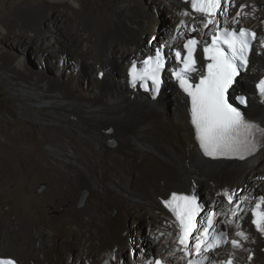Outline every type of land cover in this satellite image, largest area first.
Here are the masks:
<instances>
[{"label":"bare ground","instance_id":"obj_1","mask_svg":"<svg viewBox=\"0 0 264 264\" xmlns=\"http://www.w3.org/2000/svg\"><path fill=\"white\" fill-rule=\"evenodd\" d=\"M140 1L0 0L11 9L0 12V84L22 114L35 122L43 111L49 122L42 138L46 168L36 164L33 145L0 132V252L15 256L0 254L19 264H147L152 255L137 239L139 222L168 258L163 257L185 264L190 255L181 250L178 224L163 201L174 192L203 189L205 196L198 195L209 211L204 209L198 219L209 214L208 203L217 206V224L247 233L243 248L233 249L237 264H264V236L250 223L249 209L232 216L237 204L244 209L259 194L256 190H264V147L245 159L205 156L191 123L189 99L172 77L166 78L170 72L163 87L172 100L164 99L166 90L153 98L130 88L128 80L129 66L153 54H146L151 45L182 47L192 27L203 38L222 22L237 26L241 6L238 26L257 29L264 40V0H232L235 6L217 13V24L207 29L185 0ZM159 8L171 19L166 32L156 20ZM184 11L190 15L182 16ZM3 48L14 53L6 56ZM30 49L46 58V71L53 67L57 76L45 77L23 65L22 55ZM55 58L66 65L53 64ZM252 59L236 86L242 81V86L255 85L264 75V49L257 46ZM234 97L235 91L229 100ZM249 108V116L264 125V102L256 89ZM8 116L0 113L6 122ZM110 139L117 145L106 155ZM219 256H230V248Z\"/></svg>","mask_w":264,"mask_h":264},{"label":"snow or ice","instance_id":"obj_2","mask_svg":"<svg viewBox=\"0 0 264 264\" xmlns=\"http://www.w3.org/2000/svg\"><path fill=\"white\" fill-rule=\"evenodd\" d=\"M190 4L191 10L200 14L203 21V28L209 25H216L217 13L223 14L227 11V6H235L232 0H185V6ZM236 13L234 23L239 25L238 17L243 14ZM188 11L182 12V16H189ZM181 26H186L181 20ZM179 30V29H177ZM197 29L192 27L190 31ZM257 40L256 32L246 28H219L211 36V43H204L203 58L207 63V72L202 74L198 83H191L189 74L196 72L195 52L197 45L201 43L195 38L187 39L181 48L174 53V60L179 67L171 70V77H174L179 87L191 98V123L195 129V136L199 142V147L205 156L218 157H238L245 159L253 155L259 148L264 147V127L246 119L245 114L238 106L229 101V90L233 89L238 82L241 70L247 71L248 57L252 50L253 41ZM261 48H264V40L260 41ZM183 53V54H182ZM167 54L163 52V46L157 49L153 55L141 61L142 67H137V62L133 61L129 69L131 83L136 87L137 83L154 95L159 94L162 83L161 73L165 70ZM262 102H264V79L256 85ZM239 105L247 106V99L243 96H236ZM229 204H232L233 197L228 196ZM164 206L174 215L178 224L179 234L178 244L182 246L185 256L191 255L193 249L189 247V240L193 233L200 231L197 217L203 210V206L198 202L195 195L171 194L170 199L163 201ZM264 196L254 201V206L250 209L252 220L257 231L264 233ZM244 209L237 204L232 210V216L237 217ZM215 213L206 216L208 227H205L201 235L196 236L194 251L197 255L203 252H212L222 244L229 243L225 233L221 232L212 240H208L209 228L213 227ZM236 236L247 239L242 231H237ZM233 248L241 247L240 243L231 240ZM208 259V257H204ZM251 259V257H249ZM0 264H16L12 258L0 259ZM151 264H164L162 260H154ZM187 264H201L200 261L189 259ZM219 264H232V260L221 261Z\"/></svg>","mask_w":264,"mask_h":264},{"label":"rangeland","instance_id":"obj_3","mask_svg":"<svg viewBox=\"0 0 264 264\" xmlns=\"http://www.w3.org/2000/svg\"><path fill=\"white\" fill-rule=\"evenodd\" d=\"M142 1V0H141ZM140 1V2H141ZM145 1V0H144ZM142 3V2H141ZM146 3L145 2H143V5H145ZM142 5V6H143ZM232 6V5H231ZM156 7V6H155ZM6 8V9H5ZM153 8V7H152ZM230 9H231V7H230ZM159 11V12H158ZM0 12L2 13V12H6V13H10L11 12V9L8 7V6H5L4 5V3H1L0 2ZM155 13H156V15H157V18H156V20H157V22H158V24H159V26H160V30H162L163 32H166L167 30H168V28L170 27V25H171V19H170V17L165 13V11L163 12V10L161 9V8H159L158 10H155ZM165 13V14H164ZM159 14V15H158ZM223 23V22H222ZM224 24V23H223ZM244 25H247V24H244ZM238 26V25H237ZM249 26V25H248ZM192 35H198L196 32H193V31H191V32H189V33H187V35L186 36H192ZM185 36V37H186ZM185 39V38H184ZM5 43V42H4ZM7 43V42H6ZM161 44V43H160ZM160 44L158 43V44H155V46H152L151 45V48L149 49V51L146 53V54H149V53H151V51L152 50H154V48L156 47V46H160ZM7 45L9 46V47H11L10 45V43L8 42L7 43ZM180 44H175V46H179ZM14 49H15V51H17V49H16V47L17 46H15L14 45ZM18 48V50H20V53L22 52V54H23V49L21 50V48H19V47H17ZM3 50L5 51V49L3 48ZM10 50H13L12 48L11 49H9L8 50V53L6 52L7 51V49H6V56L9 54V52H10V55H11V53H14V52H12V51H10ZM30 51V53H29V55H28V52L27 53H24V55H22L23 57H24V61H23V65H25V66H27L30 70H33V71H35V72H40L41 74H43L45 77H46V75H48L49 77H50V75L52 74V70L53 69H55V68H51V70L48 72V71H46L47 69H46V58H44L43 60L40 58V56L37 54V53H34V50L33 49H30L29 50ZM18 53V52H17ZM16 53V54H17ZM19 53V54H20ZM16 54H14V56L16 55ZM19 54H17V55H19ZM10 55L8 56V58L7 57H5V59L7 60V61H9L10 59H11V57H10ZM21 55V54H20ZM12 56V55H11ZM30 57H31V59H30ZM143 57V56H142ZM36 61V62H35ZM255 61V60H254ZM54 63L53 64H57V63H61V65H63V66H65L66 65V62L65 61H60L59 60V58H55L54 59V61H53ZM58 65V64H57ZM39 68H38V67ZM86 68H84V70H85ZM24 70V69H23ZM23 72V71H22ZM26 72H28L27 70H26ZM55 72H56V70H55ZM88 71H86L85 73H87ZM48 73H50V75L48 74ZM105 71H100L99 72V75L101 76V74H102V76L101 77H103V76H105ZM24 74H26V73H24ZM80 74H81V76H83L84 77V72H80ZM245 74V73H244ZM165 75V74H164ZM52 76H57V74H55L54 72H53V74H52ZM89 76H91V79H92V75H89ZM166 78L168 79L169 78V80L171 81V75L170 74H167L166 75ZM93 79H94V76H93ZM92 79V80H93ZM96 80V79H95ZM94 80V81H95ZM257 81V80H256ZM241 84H243V81L241 82V83H238L237 84V86L236 87H239V88H242V89H244L245 90V93H247L250 97H251V95L254 93V90H255V85H254V83H251V84H247L246 82H244V85L246 86L245 88H243V86L241 85ZM164 85V84H163ZM162 90L163 91H165L166 89H165V86L163 87L162 86ZM166 93V97H164V99L165 98H168V99H170V100H172L171 99V94H170V91H165ZM234 93V92H233ZM174 100V99H173ZM169 102V101H168ZM170 104V103H169ZM249 107L248 108H244L243 109V111H245L246 113H248V114H250L251 115V113L249 112ZM172 111H174V110H172ZM39 112H41V111H39ZM43 112V111H42ZM42 112L40 113L41 115H40V119L39 118H37V119H39V120H37V119H35V122H34V119H30L29 117H27V116H25L26 114H22V112H20V110L17 108V104H15V101H14V99H13V97L12 96H10L8 93H7V91H6V88L2 85V84H0V113H3L4 115H7V113H9L10 115H11V117L10 116H8V121L6 122V121H4L1 117H0V132H2L5 136H9L8 134H10V133H12V134H15L16 135V137H15V135H14V138H20V139H22L23 141H25V142H27V143H29L30 145H33V147H34V151H33V156L35 157V161H36V164L37 165H39V166H43L44 168H46V165L44 164V162L42 161V157H43V155L44 154H46V148H44V146L42 145V142H43V139L42 138H46V125L49 123L47 120H45V118H46V114H45V112L43 113V115H42ZM20 113H21V115H20ZM44 117V118H43ZM255 118L257 117V116H254ZM42 118V119H41ZM259 119V118H258ZM41 120V121H40ZM28 125H30L31 127H29ZM44 129H43V128ZM13 129V130H12ZM42 129V130H41ZM11 130V131H10ZM16 130V131H15ZM10 131V132H9ZM110 141L112 142H114V143H116L114 146H112L111 144H110V142L108 141V143H107V147H106V152H105V154L106 155H108L110 152H111V150H113V148L117 145V142H116V140H114V139H110ZM10 144H11V141L9 142ZM41 148V149H40ZM18 152H20V149H18ZM38 162V163H37ZM42 186V187H41ZM40 186V188H44L45 187V183L44 184H42ZM173 187H175L174 185H172L171 186V188H173ZM180 190H182V191H189L188 189H186L185 190V188L183 189H180ZM190 191H192V190H190ZM196 193H202V194H204V192H203V189H200V191H195ZM256 193L255 194H257V193H260V192H264V190H262V189H258V190H256L255 191ZM163 196H166V195H163ZM204 196H205V194H204ZM206 198V197H205ZM247 198V197H246ZM248 203H252V200H249V202ZM209 204V207H211L212 209L213 208H216L217 210H218V207L217 206H213L211 203H208ZM247 209V210H246ZM244 210H246V212L248 211V205H247V207H245L244 208ZM209 211V208H206L205 209V213L206 212H208ZM218 212H219V210H218ZM205 217H206V214H204V215H202V218L200 219V220H203V219H205ZM219 219H220V217H219ZM241 220V219H240ZM242 221V220H241ZM240 221V222H241ZM225 224V226L226 227H228V228H231V229H233L232 227H230V226H228L226 223H224ZM224 224L223 223H221L220 221H219V226H220V228H221V225H223L224 226ZM224 226V227H225ZM137 229H138V233L136 234V236H137V239L139 240V241H142L141 243L144 245V248H146V251L148 252V254H150V255H152L153 256V254H155L154 256H158V255H160V256H165L166 258H168L165 254H163V253H161V252H159L158 251V248H157V246H156V243H155V241H154V238L152 237V235H151V233H150V231H149V229H148V227H147V225H145V224H143V225H140V223L138 222V224H137ZM252 250H254L255 252H256V250L255 249H252ZM128 252H129V250H128ZM0 253H3V254H6V255H13V254H10V253H7V252H0ZM257 255V254H256ZM13 256H15V255H13ZM129 259V255L128 254H123V261L124 262H128L127 260ZM183 261L184 260H182V261H177V262H181V263H183ZM176 263V261H173V263ZM172 262H171V264H173Z\"/></svg>","mask_w":264,"mask_h":264},{"label":"water","instance_id":"obj_4","mask_svg":"<svg viewBox=\"0 0 264 264\" xmlns=\"http://www.w3.org/2000/svg\"><path fill=\"white\" fill-rule=\"evenodd\" d=\"M243 88H245V85H243ZM239 90V89H238ZM161 92V91H160ZM238 92H240V91H238ZM243 113L247 116H249V114L248 113H246L245 111H243ZM251 117V116H250ZM254 118V117H253ZM110 144L112 145V146H114L115 145V143L112 141V142H110ZM199 196L201 197V202H202V204L205 206V203H204V201L202 200V195L201 194H199Z\"/></svg>","mask_w":264,"mask_h":264}]
</instances>
